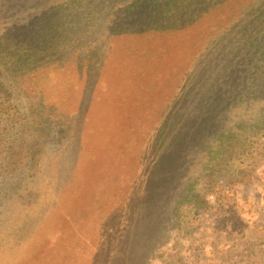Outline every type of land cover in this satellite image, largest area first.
Segmentation results:
<instances>
[{
    "label": "rangeland",
    "instance_id": "obj_1",
    "mask_svg": "<svg viewBox=\"0 0 264 264\" xmlns=\"http://www.w3.org/2000/svg\"><path fill=\"white\" fill-rule=\"evenodd\" d=\"M1 15L0 38L14 20ZM238 48L183 95L194 60L173 54L153 90L166 88L163 103L149 87L111 85L98 61L86 80L74 64L44 71L39 96L1 65L0 264H264V53ZM39 103L49 113L36 127ZM18 153L24 164L9 167Z\"/></svg>",
    "mask_w": 264,
    "mask_h": 264
},
{
    "label": "trees",
    "instance_id": "obj_2",
    "mask_svg": "<svg viewBox=\"0 0 264 264\" xmlns=\"http://www.w3.org/2000/svg\"><path fill=\"white\" fill-rule=\"evenodd\" d=\"M83 10L98 21L97 31L90 33L89 20L85 19L88 14ZM8 12L15 22H10L0 38V66L17 78L27 96H39L45 88L44 71L64 72L68 64H74L79 78L86 80L91 71L82 72L83 69L95 66L97 61V73L105 76V81L112 78L111 85L120 82L119 89L134 84L137 89L149 87L157 91L164 76L163 66L169 63L165 60L173 54L183 61L194 60L181 83L182 95L190 94L196 84L207 81L204 73L213 71L207 70L208 63L219 61L221 55L233 58L234 46L242 54L247 50H257L252 53L257 56L264 53V0H0V22L7 18L1 13ZM194 27L196 36L180 38L177 34ZM17 33L22 47L15 52L7 44ZM147 38L168 41L151 43ZM76 39L84 46L95 39L96 45L89 47L92 51L87 55L77 57L68 51L69 44ZM178 48L182 49L180 53ZM149 71L155 74L148 78ZM138 77L146 80L141 86ZM245 87L250 88L247 83ZM155 91L147 98L151 102L160 94L159 103L170 99L165 87L154 96ZM37 111L34 124L39 127V121H44L49 112L40 103ZM19 154L6 157L9 167L24 164V157ZM144 237L140 233L135 239L142 244L146 242Z\"/></svg>",
    "mask_w": 264,
    "mask_h": 264
}]
</instances>
